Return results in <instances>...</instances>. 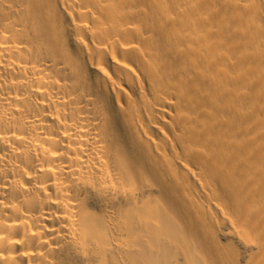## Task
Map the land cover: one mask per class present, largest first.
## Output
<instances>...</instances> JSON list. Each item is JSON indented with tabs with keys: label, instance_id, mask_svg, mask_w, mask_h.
<instances>
[{
	"label": "bare ground",
	"instance_id": "1",
	"mask_svg": "<svg viewBox=\"0 0 264 264\" xmlns=\"http://www.w3.org/2000/svg\"><path fill=\"white\" fill-rule=\"evenodd\" d=\"M0 264H264V0H0Z\"/></svg>",
	"mask_w": 264,
	"mask_h": 264
}]
</instances>
